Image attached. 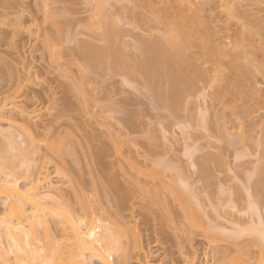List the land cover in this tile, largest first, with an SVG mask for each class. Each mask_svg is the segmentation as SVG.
<instances>
[{
	"label": "rangeland",
	"instance_id": "1",
	"mask_svg": "<svg viewBox=\"0 0 264 264\" xmlns=\"http://www.w3.org/2000/svg\"><path fill=\"white\" fill-rule=\"evenodd\" d=\"M100 1L0 0V100L11 96L16 99L18 107L26 110L25 115L22 114L23 117L16 111L12 112L17 118L16 123L20 126L17 131L21 134L16 129L13 133L17 132L21 136L25 132L21 136L23 140L16 134L21 139L17 141L27 140L30 137L27 135L32 133L38 143L36 144L37 154L33 155V158L32 155H29L35 164L32 163L30 166L28 177L23 178L21 186L36 179L37 174L41 172V166L45 168L42 172L48 176L50 174L49 180L56 187L49 190H54L53 194L61 200H63L61 193L63 194L65 191L72 193L71 189L74 187V190H77L81 184L83 190L86 189L84 193L87 192V197L85 196L86 202L89 201L87 204L94 202L95 205L98 202V205H104L101 208L104 213L107 210L105 207L120 204L122 200L132 205L133 209L128 205L126 209L129 210L123 211L127 216L124 221L126 222L130 216L129 222L127 220L126 224L130 223L128 229L130 228L131 233L136 232L135 237L141 250L134 252L130 264H234L235 262H237L235 264H260V262L264 264V246H262L264 245V242L262 243L264 241V164L259 162L261 148L256 144L260 131H263L262 125H264V79L257 77L256 80L255 77L252 80L254 84L251 80L244 81L247 84L244 82L242 84L235 83L236 87L239 84L238 92L235 88L234 94L230 93L228 96L220 93L218 88L215 89L216 84L213 85L210 80L214 66L218 67V70L221 67L222 71L226 70L227 77L223 75L224 80L221 79L224 84L240 80L237 77H231L229 73L227 74V67L224 66H226V57L229 58L231 55L228 51L229 47L226 46L231 45L235 41L234 39L239 38L241 32L237 31H241L239 26L246 19L242 20L239 25L237 24L238 26H236L237 20L226 23L225 16L219 12V2H217L218 4L212 2L214 4L210 3L211 6H205L204 13L206 15L204 13L201 15L203 19L205 18L202 20L206 27H209L207 30L205 26L202 29L198 28L199 31H196L197 28H195L194 32H202L199 36H202L206 42L213 41L208 43L211 47L207 45V52L210 56L214 51H216L214 54L218 56L220 53H222L221 56H225L226 53L225 55L223 53L228 51V56L226 55L224 57L226 59L223 58V60L222 57H219L220 61L218 60L216 65L208 58L196 60V49L189 50V54L195 56L194 59V56L190 55L196 66L198 65V69L210 75H206L205 80L200 82L198 88L188 99L189 101L184 102L186 107L184 108L183 105L176 110L156 103L158 100L154 98L157 97L149 86L146 87L147 83L142 78L134 77V75L132 77V74L125 73L124 70L115 66L109 68L108 64L103 63V65L102 62L99 64V59L93 56L99 50V46L104 45L101 41L102 38L98 36V33L96 34L98 29L95 25L100 21L109 20L104 23L107 25L112 22L110 20L113 18L118 19V23L117 19L113 21L121 26L118 32L123 31L119 33L122 37L120 39H123L120 44L127 42L126 48L130 44L127 49L130 51V48L131 53L136 47V45L134 46L136 40L138 42L141 39L137 44L141 45L143 41H146L142 39L148 40V33L151 32L152 36H155L158 35L155 34L158 31L157 27L159 30L165 28V24L162 25L164 16L168 15L166 17L170 18L177 12L175 0ZM99 3L105 8L98 6ZM248 4L246 2L244 5L250 9L249 14L254 11L251 14L252 21L249 20L250 17L248 18L249 23L252 22L253 26L255 22L254 27L262 28L263 31L261 29L260 32L264 34V4H262L263 8L259 7L261 11L256 5L248 7ZM133 5H138V8L135 9L139 15H142L141 19L137 16L138 14L134 16ZM99 7L102 13L105 10L107 13L102 14ZM150 7L151 12L155 13L154 15L157 17L159 15V18L162 19V26L156 25L153 21L150 23L147 19L146 22L143 21L145 20L143 15L145 16ZM141 9L142 11H140ZM173 9L174 11H172ZM209 9L211 11L213 9L214 12ZM110 13L112 18L108 16ZM129 19H132V22ZM224 22L229 26L227 27ZM256 23L259 25L258 27ZM101 24L104 26L102 22ZM92 27L96 32L89 30ZM138 29L144 34H139ZM236 29L238 30L236 31ZM235 32L239 33L238 37ZM89 33L94 34L89 35ZM91 36L93 39L99 38L101 44L97 43L99 39L93 40ZM255 37H253L254 42L257 44L258 37ZM131 39L135 40L134 44ZM256 41L258 42L256 43ZM223 44L227 51L222 48ZM132 45L133 48L130 47ZM220 47L221 51L217 53ZM89 51L92 54L94 51L95 54L89 53L90 55L87 56ZM128 51H126L127 54H129ZM256 52H258L257 56L253 55L252 57L258 61H264V53ZM88 57H91V60ZM95 60L97 61L95 62ZM218 64L222 66L220 67ZM247 85L251 87L248 88ZM254 85L258 86L255 87L256 91ZM259 88L262 91H258V93ZM149 91L152 93L150 94ZM260 93L261 95H259ZM258 96L261 97L258 98ZM259 111L262 112L259 113ZM26 112H29L30 115H27ZM257 124L261 127L259 128ZM239 125L243 128V130L241 128L242 136L234 134L233 137V132L239 131ZM225 132L227 133L225 134ZM260 134L262 135V133ZM25 137L26 139H24ZM229 140L231 141L229 142ZM258 163L260 164L258 165ZM206 164L209 165L207 169L211 176L209 173L205 174L206 170L203 173ZM138 168L148 171L150 176L155 178V180L152 177V179H148L158 183L160 190L158 187L152 186L159 192L151 188L148 189L152 191L138 189L136 191L138 194L133 192L134 188H138L137 181L123 178V174H133L135 169L140 171ZM57 170H62L65 174L62 171L61 173L58 171V174ZM94 173L100 174V177ZM70 174L71 178L74 177V174H82L84 181L73 178L71 183ZM160 174L161 177H165H163L162 183L167 180L163 186L157 182L158 178L160 179ZM91 175L95 177L92 179ZM179 180L182 181L181 185ZM185 186L188 187L184 189ZM164 188L172 194H177V198H174L176 201L179 198L178 201H184V205L189 202V205L185 206L187 214L190 216L189 219L191 218L188 224L183 220L185 217L179 211L178 203L175 205L176 208L172 206L176 203V201L172 203L173 195L167 193L168 191ZM47 191L41 189L40 193ZM158 193L161 195L159 194V196ZM166 203L171 205L167 211ZM191 203L194 204L191 205ZM91 204L90 206L94 207ZM147 205L151 207L152 213L144 210ZM100 206L95 208H100ZM249 206L255 207L250 208ZM109 210L112 209H108L106 215ZM192 213L195 215L193 216ZM177 214L179 215L176 216ZM228 220L232 225L228 223ZM189 226H192L193 229L192 227L189 229ZM131 227L135 230L133 231ZM216 229L221 233L218 234ZM211 230H214L215 233ZM242 230L243 232L240 233ZM220 234L223 235L220 236ZM228 234H230L229 239H227ZM261 236L263 237L259 238ZM219 239L220 241H218ZM228 240L233 242L235 240L237 245L228 246ZM219 245H221V249L217 250L216 246ZM220 251L223 255L229 256L230 260H226L230 261L229 263L219 262L221 260ZM110 262L116 264V259L112 258Z\"/></svg>",
	"mask_w": 264,
	"mask_h": 264
},
{
	"label": "bare ground",
	"instance_id": "2",
	"mask_svg": "<svg viewBox=\"0 0 264 264\" xmlns=\"http://www.w3.org/2000/svg\"><path fill=\"white\" fill-rule=\"evenodd\" d=\"M119 1H121V0H119ZM134 1H136V0H134ZM175 2H176L177 7L174 4L173 5H174V7L177 8L176 14H174V16L170 17V18H167L166 16H168V15H165L164 19H163L164 23H162L163 21L161 18H159V15L157 17L156 15H154L155 13L151 12L152 11L151 7L146 12V14H145L146 17L143 15V18L145 19L143 21L146 22L148 20L150 23H151V21H153L156 23V25H158V24L161 25V23H162V25L165 24L164 25L165 28L162 30H159L157 27L158 31L155 34H158V35H155V36L154 35L152 36L151 32L150 33L147 32L149 35L148 36L149 38H148V40L145 38L142 39V40H146V41H143V43H141V45H137L141 41L140 38H139L140 40H138L139 43L136 40L135 44H134L135 40L131 39V41L133 40L132 44H134V46L136 45V47H135L136 49L133 48V45L130 46L133 48V51H132L133 53L132 52L130 53V51H131L130 48H129L130 51H128V49H127L129 47L128 45H130V44L127 45V48L125 46L127 44V42L120 44V42L123 39L122 40L120 39L122 37H120L121 35H119V33H121L120 31H122V30H120L118 32V29H121V28H119L121 26H118V24H117L118 19L117 18H113L112 20H110L112 22L108 23L107 25L104 24V23H106L107 20H105V22L100 21L99 24H97L98 23L97 22L96 23L97 25H95V26H97L98 32L94 31L95 28H93V27H92L93 31L91 28H89V30H91V32H96V34L98 33V36H100L102 38L101 41H103L102 44L104 43V45L99 46V50L96 51L97 52L96 54L94 53V51H92L93 54H95V55H93L89 51L87 56L92 54L93 56H95V58L99 59V62H98L99 64L101 62H102V64L105 63V65L108 64L109 66H107V67H109V68L111 66H112V68H113V66H115L116 68H120V70L121 69L124 70L123 72H125V73L128 72V73L132 74V77L134 75V77L138 76V77L142 78L143 81L145 80V82L147 83L146 87L149 86L150 90L157 97V98H154V99L158 100L156 103H158L159 105H160V103L164 104V106L166 105L165 107L168 106V108L171 107L173 109H176V108L179 109L180 106L182 107L184 105V102L186 103L187 101H189L188 99L193 95V92H195L196 88H198L197 86L200 84V82L205 80L206 75H207V74H205V71L198 69V65L196 66V64L194 62L195 56L192 54H189V50L190 51L192 50L191 48L196 49V54H197L196 60L199 61V60H202V58H208L212 62H214L215 64H216V62H218V60L220 61L219 57H222V60H223V58L226 57V55L228 54L227 53L228 51L231 53L229 58L226 57L227 58V60H225L226 66H224V67H227V70H228L227 74L229 73V75L231 77H237V79L239 78L240 79V80L238 79L239 81L236 80V81L231 82L230 84H228L229 82L227 84L223 83V80H224L223 75H226V72H225L226 70L225 71L221 70V68H222L221 66L223 65V63L221 66L218 64L221 67L220 70H218L219 69L218 67L214 66L215 68L214 67L212 68L213 69L212 74L211 75L208 74L211 77L210 80H212V82H211L208 79L209 82L213 83V85L216 84L215 86H217V87L215 89L218 88L220 93H222L224 96L225 95L228 96L230 93L234 94L235 88L237 90V88L239 86V84H238L236 87V84L238 82L240 84H242L244 81L248 82L251 80V82H252L253 78H255V77H256L255 78L256 80H257V77H259V78L261 77L264 79V61H262V60L258 61V59L255 58L257 56L256 53L258 54V52H256V51H261L264 53V34L260 32L262 28L259 27L260 28V30H259V28L254 27L255 22H254L253 26L251 24L252 22L249 23V20L252 21L251 19L253 16L251 14L254 13V11L253 12L251 11V14H249L250 9L246 7L247 4L244 5L247 2V3H249L248 7H249V5L252 7H253V5H256L259 9V7H262L263 6L262 4H264L263 0H197V1L196 0H193V1L192 0H175ZM212 2H216V4H218L217 2H219V6H220L219 12L221 14H223V16H225V19L227 21L226 23H228V22L232 23L234 20H237L236 26H238L240 24V22H242V20L244 21L246 19L244 22L241 23V26H239L241 31H237L238 29H236L237 32H239V33L241 32V34L239 35V38L234 39L235 40L234 42L231 41L232 44L231 45L229 44L230 46L229 45L226 46V47H229L228 51L225 47V44H223L224 47H222V48H225L226 50L225 49L224 50L227 51V52L223 53L224 55L226 53L225 56H221L222 55V53H220L221 47H220L219 51L217 52V53H220L219 54L220 56L214 54L216 51H214V53L210 56L208 54L209 52H207V47L209 46L208 43H210V41H212V40H210L209 42H206V40L202 36H199L202 32L196 33L198 28L202 29L205 26V28L207 30V28L209 27V26L206 27V25L203 21L205 18L204 19L202 18V15H203L202 13H204V11H205L204 8L206 5H210V3L214 4ZM100 3L102 4L101 1H100ZM100 3L98 6L104 7V6L100 5ZM138 5L137 6L133 5L134 16L139 13V12L137 13V9H135V8H138ZM140 11H142V9ZM170 11H171V9H170ZM172 11H174V9ZM212 11H213V9H212ZM100 12L102 13L101 8H100ZM105 12L107 13L106 10H105ZM219 12H217V13H219ZM104 13H102V14H104ZM96 14H97V12H96ZM110 14L108 16H111V18H112V14L111 15ZM143 14H144V12H143ZM258 14H261V13H258ZM131 15H132V13H131ZM204 15H206V13H204ZM137 16L140 18V16H142V15L138 14ZM256 16H257V14H256ZM242 17H244V18L240 20L239 18H242ZM249 17H250V19L248 20ZM254 17H255V15H254ZM100 19H102V18H100ZM115 19H117L116 20L117 23L115 21H113ZM259 19H260V17H259ZM101 22L104 24V26L101 24ZM128 23H129L128 25H130V22H128ZM206 23H207V21H206ZM257 23H259V22H257ZM220 24H222V23H220ZM119 25H121V24H119ZM226 25H227V27L229 26L228 24H226ZM131 26L134 27L133 25H131ZM136 26L137 27L139 26L138 23ZM231 26H232V24H231ZM256 26L258 27L259 25L257 24ZM150 28H153V27H150ZM195 28H197V29L194 32ZM147 29H149V28H147ZM208 31H209V29H208ZM262 31H263V29H262ZM142 32L140 31L139 34ZM237 32H235V34ZM239 33H237V35H236L237 37H238ZM92 34H94V33H92ZM92 34L89 33V35H92ZM143 34L144 33H142V35ZM203 36H204V34H203ZM211 36H212V34H211ZM255 36L258 37L259 42L256 41V43L258 42L257 44H255V42H254L253 37H255ZM92 37L93 36H91V39H93ZM96 37H97V35H96ZM145 37H147V36H145ZM98 39H95V40H98ZM129 42H130V40H129ZM97 43L98 44L100 43V39ZM50 46H52V45H50ZM219 46H222V45H219ZM209 47H211V46H209ZM49 48H51V47H49ZM195 49H193V50L195 51ZM209 49H211V48H209ZM51 51H53V50H51ZM86 51H88V50H86ZM126 51H128L129 54H127ZM263 53L261 54L262 56H263ZM190 55L194 56L193 57L194 59ZM253 55H255L254 58L252 57ZM259 55H260V52H259ZM90 58H89V60H91ZM226 58H224V59H226ZM92 61H94V60H92ZM96 61L97 60H95V62ZM86 62H87V60H86ZM206 64H207V62H206ZM200 66H202V65H200ZM225 77H227V75ZM221 79H223V80H221ZM234 79H236V78H234ZM251 82L249 83V85L251 84ZM244 84H247V83L244 82ZM210 85L212 86V84H210ZM249 85H247L246 87H248ZM255 85H254V90L256 91L255 87H258V86H255ZM242 87H244V86H242ZM250 87H248V88H250ZM248 88H246V89L248 90ZM148 90H149V88H148ZM251 90H253V89L251 88ZM151 91H149L150 94L152 93ZM258 91L261 92L262 89L259 88L257 90V92ZM200 92H202V91H200ZM200 92H198V93H200ZM237 92H238V90H237ZM263 92H264V90H263ZM198 93H196V94H198ZM259 95H261V93ZM259 97H261V96H258V98ZM16 102H17L16 99L12 98L11 96H7L4 99L0 100V264H111L110 260L112 258L116 259V264H130L129 262L132 259L134 252L137 250H141V249H140L138 240L135 237L136 232L134 234L131 233V231L129 230L130 228L128 229L130 223L126 224L127 220L129 219L130 216H128V219L126 220V222L124 221V218L125 217L127 218V216H125V213H123V211L126 208H128L129 204H127V202L125 203L124 200H122L123 202L120 201V204L119 203L114 204V206H112V207L111 206L109 207V205H108L109 208L108 207H105V208L107 210L108 209H112V210H109L108 215H106L105 213H107L106 212L107 210L104 213V211L101 209L104 207V205L102 206L100 204L102 207L100 205H98L97 200H96L97 203H95V205H94V202H93V204H91L92 202L90 203L94 207L90 206V204H87V202H89L88 200H87V202L85 200V199H87V198H85L87 192L84 193V191L86 189L83 190L81 184H80V188L77 190L76 189L74 190L73 186H75V185L72 186L73 188L70 187V188H72L71 189V191H73L72 193L67 192V191H65L66 193L65 192L63 194L61 193L62 199H63V200H61L60 198H58L57 196H55L53 194L54 190L50 191L51 189H54L56 187L54 186V184L52 182H50L51 180H49L50 174H49V176L45 175L42 172V170H44L45 168L41 167V166H40V169L41 168L42 169L41 170L39 169L41 172L39 174H37L36 179H32L29 181V183H26L24 186H21V184H22L21 182H22L23 178L28 177V171L30 169V166H32V163H34V160L30 159L29 155L30 156L32 155V158H33V155L37 154L36 153V151H37L36 144H38V143H36V140L34 139L35 136L33 137L32 133L31 134L29 133L30 135L29 134L27 135L28 137L30 136L27 140L20 141L21 143L19 141H17L18 139L21 140L19 138V136H20L19 134H21V133L19 131H17V129H20V126L16 123L17 118L15 115L12 114V112L16 111V112H18V114H20L22 116V114L25 115L26 110L24 111V109L22 110L20 107H18ZM185 105L183 106L184 108L186 107ZM161 106H163V105H161ZM234 108H236V107H234ZM173 109H171V110H173ZM166 110H168V109H166ZM263 110H264V108H263ZM261 112L259 111V113H261ZM18 114H17V116H18ZM26 114L30 115L29 112H26ZM173 115H175V114H173ZM19 118H20V116H19ZM25 119H26V117H25ZM262 126H263V128H262L263 131L262 132L260 131V133H262V135L259 133L260 136H259V139H257L258 138V136H257V138H256L257 143L256 144L259 145L261 148V150L259 149L261 151V152H259V153H261L260 157H259L260 158L259 162L261 161L262 164H264V125H262ZM260 127L261 126H259V128ZM5 128H7V129H5ZM241 128L242 127L240 126V128H238L239 131H237V132L235 131V132H233V135L232 134L231 135L233 137H234V134H236V136L237 135L242 136ZM14 129H16L17 132H19V134H18L15 131L16 134H18L19 136L13 133ZM242 130H243V128H242ZM23 133L25 134V132H23ZM226 133L227 132H225V134ZM24 134H22V135H24ZM244 134H246V133H244ZM24 139H26V137ZM22 140H23V138H22ZM230 141L231 140H229V142ZM251 142H253V141H251ZM230 144H232V143H230ZM44 145H46V144H44ZM227 145L229 146V144H227ZM259 146L257 147V149L259 148ZM38 150H39V148H38ZM34 159H35V157H34ZM208 163H209V161H208ZM220 163L222 164V162H220ZM34 164H33V166H34ZM259 164L260 163H258V165ZM208 166L206 164V169H205V167L203 169V173L206 170L205 171L206 175H208L207 173H209L208 169H207ZM262 167H263V165H262ZM36 168H38V167H36ZM61 169H63V168H61ZM37 171L38 170H36V172ZM58 171L59 170H57V173H58ZM61 171H59V173H61ZM46 172H47V170H46ZM257 172H259V171H257ZM62 173H64V172L62 171ZM96 173H94V174H96ZM92 174H93V172H92ZM96 175H97V177H100V174H96ZM102 175H103V173H102ZM123 175H124L123 178H127V179L131 178V179L137 181L136 183L138 184V188H134V190H135V191H133L134 193L138 189H140V191H141V189L156 190V188L154 189L153 187L154 186L158 187V183L154 182L153 180L150 181V179H148V178L152 177V175L150 176V173H148V171H143V170L136 171V169H135V172L133 174L124 173ZM209 175H210V173H209ZM58 176H60V175H58ZM70 176H71V174L69 175V177ZM82 177H83L82 174L81 175L74 174L73 178L75 180L79 179L80 181H84L82 179ZM91 177H92V175H91ZM94 177L95 176H93L92 179ZM157 177H158V175H157ZM163 177H161V174H160V179L158 178L159 181H157V182H159V185L161 183L162 186H163V184H166L165 182H167V180L166 181L164 180L165 182L162 183ZM73 178H71V177L69 178V179H71L70 182L72 181ZM211 178H213V177H211ZM211 178L209 179L210 182L212 181ZM153 179L155 180V178H153ZM99 180H100V178H99ZM172 181H170V182H172ZM179 181H181V180H179ZM152 183H156V184H152ZM181 183H182V181L180 182V185H181ZM184 184H186V182H184ZM51 185H53L54 187ZM58 185H61V184L58 183ZM136 185H134V186H136ZM152 185H154V186H152ZM150 186H152V187H150ZM58 187H57V189H58ZM76 187H78V186H76ZM159 187H158V190H160ZM187 187L185 186L184 189H186ZM148 188H151V189H148ZM41 189H42V191L43 190L47 191L49 189L50 190L45 192V193H43V192L40 193ZM147 190H146V193H147ZM165 190L168 191V189H165ZM189 191H192V190H189ZM157 192H159V191H157ZM167 193H170V192L168 191ZM187 193L189 194V192H187ZM149 194L151 195V193H149ZM159 194L160 193H158V195ZM170 194H172V193H170ZM147 195H148V193H147ZM172 195H173V199L175 197L177 198L176 193L172 194ZM124 198H126V197H124ZM92 199H93V197H92ZM95 199H97V198L95 197ZM175 199L172 200V203H173V201H176ZM178 200H180V199L178 198ZM149 201H150V199H149ZM177 201L172 206L175 207V205L178 203L177 206L180 208L179 211L181 213H183V216L185 217L183 220L188 224V222L190 221L191 218L189 219L190 216H188L185 206L189 202H186V204L184 205V203H183L184 201L183 202H180V201L177 202ZM185 201H186V199H185ZM164 202H166V201H164ZM194 203H191V205ZM165 205H163V206L167 207V209H166V211H167L169 206H171V205H169V203L168 204L166 203ZM99 206H100V208H95V207H99ZM129 206L133 209L132 205H129ZM147 207H148V205L144 207V210L150 212L151 207H148V208ZM252 207H255V206H252ZM252 207H250V208H252ZM155 208H156V203H155ZM187 209H190V208H187ZM228 209H230V208L228 207ZM128 210L126 209V211H128ZM151 213H152V211H151ZM172 213H173V209H172ZM190 213H191V210H190ZM178 215L179 214H177L176 216H178ZM192 215H193V213H192ZM151 216H152V214H151ZM128 222H129V220H128ZM181 223H182V221H181ZM192 223L195 224L194 222H192ZM228 223L232 225L230 220H228ZM191 227L189 229H191ZM193 227H194V225H193ZM193 227H192V229H193ZM253 229H254V227H253ZM134 230L135 229H133V231ZM181 230L183 231V229H181ZM181 230H180V232H181ZM214 230H211V231L215 233ZM259 230H256V231H259ZM216 231H218V230L216 229ZM163 232H165V231H163ZM242 232H243V230L240 233H242ZM217 233L219 234V233H221V231H218ZM225 233H227V232H225ZM182 234H184V233H182ZM190 234H191V232H190ZM251 234H253V232H251ZM221 235H223V234H220V236ZM229 235L230 234H228L227 239H229ZM165 236H167V234ZM188 237H189V235H188ZM213 237H215V236H213ZM255 237H257V235H255ZM262 237L263 236H261L259 238H262ZM231 238H233V237H231ZM238 238H240V237L238 236ZM223 239H225V237H223ZM235 239H236V237H235ZM215 240L217 241V239H215ZM168 241H170V240H168ZM218 241H220V239ZM223 241H225V240H223ZM250 241H253V240H250ZM234 242H235V240H234ZM234 242L228 240V246L229 245L232 246L233 244H234V246H236L237 244H236V242L235 243ZM263 242L264 241H262V243ZM220 246L221 245L216 246L217 250L219 248L221 249ZM262 246H264V245H262ZM227 250H230V249L227 248ZM226 256L227 255H223L221 252V255H220L221 260H219V262L222 263L223 261L230 260L228 258L229 256H227V257ZM235 261H238V260H235ZM226 262H228V261H226ZM238 262H240V261H238ZM235 263H237V262H235ZM241 263H243V262H241ZM260 264H261V262H260Z\"/></svg>",
	"mask_w": 264,
	"mask_h": 264
}]
</instances>
